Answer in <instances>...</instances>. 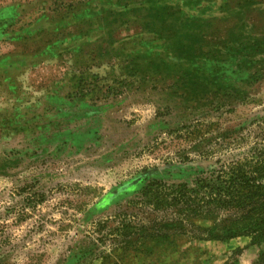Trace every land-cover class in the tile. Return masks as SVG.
Returning a JSON list of instances; mask_svg holds the SVG:
<instances>
[{"label":"rangeland","instance_id":"1","mask_svg":"<svg viewBox=\"0 0 264 264\" xmlns=\"http://www.w3.org/2000/svg\"><path fill=\"white\" fill-rule=\"evenodd\" d=\"M262 133L264 0H0V264H256L246 236L121 253L98 224Z\"/></svg>","mask_w":264,"mask_h":264},{"label":"trees","instance_id":"2","mask_svg":"<svg viewBox=\"0 0 264 264\" xmlns=\"http://www.w3.org/2000/svg\"><path fill=\"white\" fill-rule=\"evenodd\" d=\"M196 134L201 131L197 129ZM247 146L237 155L217 156L208 171L192 182L149 180L126 209L99 222L106 233L103 242L121 253L149 240L176 236L199 240L249 237L250 243L240 252L252 245L263 246L264 133ZM211 149H200L197 154L208 159ZM185 158L192 160L189 155ZM256 264H264V249Z\"/></svg>","mask_w":264,"mask_h":264}]
</instances>
